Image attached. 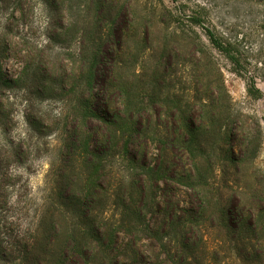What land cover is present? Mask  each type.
<instances>
[{"label": "trees", "instance_id": "trees-1", "mask_svg": "<svg viewBox=\"0 0 264 264\" xmlns=\"http://www.w3.org/2000/svg\"><path fill=\"white\" fill-rule=\"evenodd\" d=\"M47 1L60 22L61 37L75 40L76 48L63 45L49 54L53 37L41 45L20 35L19 22L28 19L32 8L27 0L19 3L22 17L13 14L0 25V262L218 264L214 244L230 248L241 241L245 249V233H255L256 239L258 220L264 219V186L248 197L229 193L223 174L231 176L232 167L239 170L246 151L237 146L233 127L213 134L204 123L206 117L215 118L217 105L203 100L202 111L182 109L168 92L155 97L152 79L139 91L131 79H123L121 68L132 63L133 54L123 35L129 12L125 6L114 8L118 0ZM113 11L124 18L123 26L106 39L100 23ZM8 60L12 67L7 68ZM11 88L22 89L30 124L43 120L34 97L61 98L72 113H66L68 136L57 190L49 195L33 232H15L16 222L10 220L11 192L22 175L17 167L29 152L23 139L5 135L13 120L6 107ZM153 117L165 123L157 138L159 159L153 165L139 163L131 152L144 147L148 155L155 138L145 128ZM200 118L202 129L196 127ZM116 156L128 161L127 173L114 172ZM161 183L168 193L159 194ZM253 246L259 253L257 240Z\"/></svg>", "mask_w": 264, "mask_h": 264}, {"label": "rangeland", "instance_id": "rangeland-1", "mask_svg": "<svg viewBox=\"0 0 264 264\" xmlns=\"http://www.w3.org/2000/svg\"><path fill=\"white\" fill-rule=\"evenodd\" d=\"M20 1L0 0V25L13 14L22 17ZM27 1L32 8L28 19L21 18L19 22L20 35L41 45L53 37L49 54L59 52L63 45L76 48L75 40L69 41L66 35L61 37L60 22L56 21L49 1ZM77 2L81 0L72 1ZM78 4L73 9L74 18L79 13ZM124 6L129 12V23L123 35L133 56L132 63L127 62L121 68L123 79H131L137 86L134 90L138 91L145 81L152 79L157 88L153 95L157 97L162 90L168 92L169 99L178 102L182 109L195 107L202 111L203 100L216 104L219 112L211 120L206 117L204 123L213 134L233 127L237 146L243 145L246 151L240 169L232 167L231 176L223 174L230 182L229 193L241 198L261 189L264 186V0H118L114 8ZM95 8L91 9V15ZM91 15L87 17L90 19ZM115 15L113 11L102 23L98 22L106 39L123 26L124 18ZM63 22L68 23L69 19ZM210 33L223 47L212 42ZM6 66L12 67L13 61L8 60ZM15 69L16 66L11 68L12 74ZM10 94L6 107L13 120L5 135L23 139L29 150L17 167L22 175L11 192L14 207L10 220L16 222L15 232L19 229L33 232L49 195L57 190L68 136L64 130L66 113L70 117L72 113L61 98L34 97L31 101L44 121L40 118L30 124L22 89L11 88ZM153 118L149 129L145 128L155 138L149 141L148 155L144 156V147L131 152L139 156V163L153 165L159 159L157 138L163 133L165 123L163 119ZM201 118L196 127L202 129ZM112 160L114 172L127 173V160L123 161L121 156ZM165 188L161 183L159 194L168 193ZM258 221L260 230L256 239L255 233H245L249 242L245 249L241 241L230 243V248L228 243L219 244V248L214 244L220 252L218 264H264V219ZM256 240L261 247L259 253L253 246Z\"/></svg>", "mask_w": 264, "mask_h": 264}]
</instances>
